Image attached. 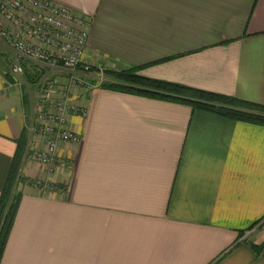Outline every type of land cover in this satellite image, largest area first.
<instances>
[{"label":"crops","instance_id":"1","mask_svg":"<svg viewBox=\"0 0 264 264\" xmlns=\"http://www.w3.org/2000/svg\"><path fill=\"white\" fill-rule=\"evenodd\" d=\"M55 1L93 18L85 59L108 84L107 70L140 67L264 104V0ZM23 84L0 72V196L23 148L0 264H264V229L245 237L264 217V125L81 88L87 116H72L81 141L59 147L72 166L42 191L31 180L51 174L24 160L35 87Z\"/></svg>","mask_w":264,"mask_h":264},{"label":"built area","instance_id":"2","mask_svg":"<svg viewBox=\"0 0 264 264\" xmlns=\"http://www.w3.org/2000/svg\"><path fill=\"white\" fill-rule=\"evenodd\" d=\"M92 23L91 16L55 0H0V41L15 55L12 73L25 75L27 62L39 71L53 72L36 83L24 154V160L50 172L72 166L59 154L60 144L69 143L74 149L81 141L72 116L86 117L87 108L77 100V90L91 91L108 81L105 70H95L85 59ZM56 73H62L66 82L55 78ZM34 183L42 191L50 189L46 180Z\"/></svg>","mask_w":264,"mask_h":264},{"label":"trees","instance_id":"3","mask_svg":"<svg viewBox=\"0 0 264 264\" xmlns=\"http://www.w3.org/2000/svg\"><path fill=\"white\" fill-rule=\"evenodd\" d=\"M25 66L26 71H28L27 64ZM31 66L36 71L33 73L35 76H32L30 80L37 82L44 72L39 71L33 64ZM140 69V67H137L120 71L107 70L109 79L115 77L116 80L112 83L109 82V84L106 82L103 86L175 100L189 104L194 108L208 110L226 117L264 125V104L241 100L234 96L177 82L150 78L139 73ZM20 152L23 154V148L15 157L12 173L0 196V261L6 245L7 235L15 221L21 200V194L15 191V176L19 166Z\"/></svg>","mask_w":264,"mask_h":264},{"label":"rangeland","instance_id":"4","mask_svg":"<svg viewBox=\"0 0 264 264\" xmlns=\"http://www.w3.org/2000/svg\"><path fill=\"white\" fill-rule=\"evenodd\" d=\"M15 61V55L9 50V49H7L6 48V46L0 41V72L3 74V75H5V76H7V77H9L11 80H17V81H21L22 82V80L24 81V84H23V86H24V89H26L27 90V92L29 93H31L32 91H33V87H36V83L39 81V80H37V82H35V81H33V80H30V78L32 77V76H35L33 73H35V71H36V69L35 68H33L32 66H31V64H29L28 62H27V67H28V71H26V73H25V75L23 74L22 76L20 75V76H15L13 73H12V71H11V65H12V63ZM139 73H141V71H139ZM45 76H50V75H52L53 74V72L51 71V70H45L44 71V73H43ZM59 74H62V73H56L55 74V78L57 77V79L60 81L61 79H63V77L62 76H60ZM57 75V76H56ZM28 83H34L33 84V86H31L30 87V85L28 84ZM45 167V166H44ZM45 170H47V172H48V174H51V177L49 176L48 178L49 179H51V180H49V179H47L46 180V182L48 183H51L52 185L54 184V183H52V178L54 177V174H56L57 173V169L56 168H54L53 169V171H48V169L45 167ZM57 170V171H56ZM35 180H43V179H41V178H37V179H35ZM35 180H31V184L32 185H34V186H36L35 185V183H34V181ZM65 186V185H64ZM37 187V186H36ZM262 219H264V217L262 218ZM261 219V220H262ZM261 220H259L256 224H254L249 230H247L246 232H245V235H246V233H248V234H250L251 233V231H255V230H257V229H264V221L263 222H261V223H259ZM14 224V223H13ZM12 229H13V226H12V228L9 230V233H8V235H7V238H6V243H8V240H9V237H10V235H11V232H12Z\"/></svg>","mask_w":264,"mask_h":264}]
</instances>
